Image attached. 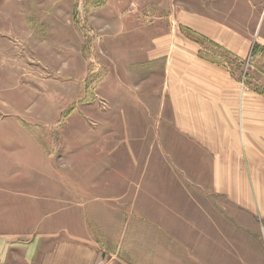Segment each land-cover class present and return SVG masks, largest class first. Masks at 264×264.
<instances>
[{"label": "rangeland", "instance_id": "1", "mask_svg": "<svg viewBox=\"0 0 264 264\" xmlns=\"http://www.w3.org/2000/svg\"><path fill=\"white\" fill-rule=\"evenodd\" d=\"M201 10L0 0V264H264V202H236L264 173L232 180L243 127L215 112L264 97V44L235 55Z\"/></svg>", "mask_w": 264, "mask_h": 264}, {"label": "crops", "instance_id": "2", "mask_svg": "<svg viewBox=\"0 0 264 264\" xmlns=\"http://www.w3.org/2000/svg\"><path fill=\"white\" fill-rule=\"evenodd\" d=\"M201 4L202 10L199 17L193 19L192 16L191 19L192 22L194 20L196 28L207 39L222 44L228 51L237 56H245L248 46L253 43L264 44V0H201ZM223 5L226 6L224 8L226 9V17L221 15ZM238 13H248V15L240 16V19ZM185 57L188 62L193 61L191 55ZM196 63L198 67L203 68L205 66L206 70H210L209 66L212 65L200 58ZM215 70H218L217 73L223 76L225 81L228 80L226 82L230 81L231 78L226 69H211L212 74ZM196 95V93H191V98L196 100ZM216 99L223 102L222 105L216 107L217 118L220 114L223 115L222 118L216 119V122L228 121L236 124L235 122L238 119L243 127L245 149L242 153L236 154L234 150L232 154L228 155L230 157L228 162L231 161L233 165L232 170L229 169L233 173L232 180L239 179L241 185L246 188L250 183L248 180H252L255 181V186L259 188L262 186V184L260 185L259 175L261 176L264 173V97L255 92H248L243 108L240 104H236L234 100L232 101L233 104L230 105L223 96L218 95ZM238 108H242V114H236ZM211 109L214 110L213 107ZM202 122L205 121L202 120ZM236 143L238 141H235L234 148H238ZM260 178L264 177L261 176ZM225 179L220 180L218 185L223 186V188L228 187L224 183ZM233 186H236V184H233ZM234 197L236 196L234 195ZM247 197V199L236 200V202H251L252 199L264 202L261 199L262 194L258 193L257 188L255 190L256 199L252 198L250 194H247Z\"/></svg>", "mask_w": 264, "mask_h": 264}]
</instances>
